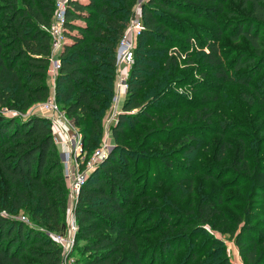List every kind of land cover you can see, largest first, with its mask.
Returning a JSON list of instances; mask_svg holds the SVG:
<instances>
[{
  "label": "trees",
  "instance_id": "16d2710c",
  "mask_svg": "<svg viewBox=\"0 0 264 264\" xmlns=\"http://www.w3.org/2000/svg\"><path fill=\"white\" fill-rule=\"evenodd\" d=\"M228 1L235 4L228 7ZM137 6L143 29L122 111L111 128L115 147L79 191L73 209L77 229L66 256L48 233L61 230L69 196L51 124L36 115L0 113V264H231L224 243L206 225L233 242L243 264H264V124L236 133L230 163L216 170L218 182L230 178L224 185L233 195L225 196L220 187L195 207L130 210L139 150L149 146V138H166L173 125L164 120L159 128L156 114L169 110L166 100L179 99L173 90L183 86L175 76L180 62L191 64L197 55L200 67L214 72L219 83L233 81L249 91L241 96L246 105H264V0H67L54 98L88 154L100 143L114 99L117 45ZM55 10L56 0H0V109L22 114L49 98ZM222 15L226 20L218 21ZM182 16L215 27H192ZM225 34L234 42L245 40L251 52L227 55L220 46ZM193 137L185 133L177 142L191 143ZM232 147L221 143L217 161ZM20 211L46 230L14 218ZM141 222L150 225L140 229Z\"/></svg>",
  "mask_w": 264,
  "mask_h": 264
},
{
  "label": "rangeland",
  "instance_id": "374dc122",
  "mask_svg": "<svg viewBox=\"0 0 264 264\" xmlns=\"http://www.w3.org/2000/svg\"><path fill=\"white\" fill-rule=\"evenodd\" d=\"M233 4L235 3L228 1L227 6L231 7ZM235 7L237 9L238 5ZM180 20L187 24L189 23L192 27L206 30H212L215 27V25L204 19H195L191 16H182ZM224 20H226V17L222 15L218 21ZM220 46L227 55L233 52H251L245 40L241 39L238 42H234L229 39L227 34L223 35ZM192 59L193 62L191 64L180 62L177 70H175L176 78H179V81L183 79L182 88L173 90L176 91L174 93L178 95L179 99L173 100L170 98L166 100L165 107L169 110L156 114L158 127L160 122L164 120H169L173 124L169 129L165 130L168 133L167 137L160 140L149 138V146L144 150H139V152L143 153V156L139 157V161L134 167L136 169L135 193L137 194L133 200V207L130 208L131 212L136 211L140 205L148 208L175 205L179 206L180 209H184L189 205L195 207L202 196L213 198L220 191L219 188L222 187L221 189H224V183L230 180V178L220 179L221 181L218 182L216 170L230 163L234 148L237 145L236 141H234L236 133H240L242 129L247 127L256 129L264 124V105L256 104L254 107H249L242 101V94L249 92L245 87L237 85L233 81L219 83L215 78L214 72H211L206 67H200V62L197 63V59H199L197 55ZM38 104L31 106L21 115H33L35 110L33 108ZM0 113L5 116L20 114L14 109L5 107L0 109ZM145 127L146 130L156 128L155 124ZM53 130L54 128L52 132ZM104 132L103 128L100 143L92 153L88 154L84 151L85 161L93 155L94 151L100 149L104 141L109 142L108 145L111 146L109 150L115 147L113 135H106L105 137ZM185 133L194 136L193 142L179 145L180 143L177 141L184 137ZM135 134L140 135L141 131ZM130 138L131 135L129 136ZM127 141L130 146L134 147V150L137 149L135 142L132 143L126 140L124 143L126 144ZM221 143H230L233 145V149L228 150V156L225 160L217 161ZM190 144L193 147L191 153L187 152ZM144 157L145 159H143ZM164 162L170 163L172 167L170 169L166 168ZM83 163H79L78 169L73 171L75 175L86 172L85 164ZM61 166L62 174L65 177V166L63 164ZM68 192L70 195L69 190ZM223 194L231 196L234 194V190L225 188ZM140 195H143V197L139 198ZM73 197L75 199V195ZM71 207L72 203L68 196L66 218L61 230L48 231L52 238L65 240L69 234L71 237L72 234L74 235L76 224L73 214L70 221ZM13 217L38 229L46 230L39 224H32L24 212L20 211L14 214ZM142 223L140 224V229L150 225L143 226ZM204 229L209 235L224 243L225 252L228 255V245L231 243L228 237L213 231L209 225L204 226ZM144 239L150 242L154 241L155 238L148 237ZM68 252L69 250L66 251L64 256ZM30 261L37 263L35 260ZM64 264H67V262Z\"/></svg>",
  "mask_w": 264,
  "mask_h": 264
},
{
  "label": "built area",
  "instance_id": "2783aa9c",
  "mask_svg": "<svg viewBox=\"0 0 264 264\" xmlns=\"http://www.w3.org/2000/svg\"><path fill=\"white\" fill-rule=\"evenodd\" d=\"M67 0H57L55 15L49 28L51 35V49L49 58L48 77L55 80L56 73L59 70V54L63 44L62 28L64 24V8ZM143 29L140 8L137 6L134 10L133 17L130 19L127 27L124 30L123 36L121 37L117 45V69H116V80L114 87V99L109 108V114L103 120L104 136L111 135V128L117 122L118 115L121 113L122 108L120 107L121 101L126 98L128 90V77L131 66L133 65V53L136 47V41L138 36L141 34ZM33 109V115L40 116L49 120L51 128L53 130V139L55 146L59 149H64L69 154L68 162L64 164L66 169V175L63 178L70 191L69 200L72 203L70 221L73 214L74 204L78 197L79 191L85 182L86 177L92 172L108 155L111 147L109 142L104 141L100 149L94 151L93 155L85 161L82 137L78 129L73 123L67 119L64 112L61 110L59 105L56 103L54 95L49 96L47 100L38 104ZM8 116V115H7ZM22 118L30 116H22L21 114L14 115ZM109 140V139H107ZM85 164L86 172L75 175L74 170L78 169L79 163ZM75 195V199L74 196ZM70 229V228H69ZM74 228V234L76 231ZM72 237L69 234L68 238L61 240L60 238H53L62 248L63 254L70 250L73 244Z\"/></svg>",
  "mask_w": 264,
  "mask_h": 264
},
{
  "label": "crops",
  "instance_id": "0c3cea01",
  "mask_svg": "<svg viewBox=\"0 0 264 264\" xmlns=\"http://www.w3.org/2000/svg\"><path fill=\"white\" fill-rule=\"evenodd\" d=\"M142 1H144V0H142ZM54 82H55L54 79H52V78H51V79L48 78L47 84H48V86H49L50 89H51V90H50V94H51V95H54ZM123 102H124V101H121V103H120V107H121V108L123 107ZM109 112H110L109 110L106 112L104 118H106V116L109 114ZM56 148H57V151H58V155H59V157H60L61 164L64 165L65 163L68 162L69 154H68L67 151L64 150V149H59L57 146H56ZM228 251H229L228 257H229V259H230L231 264H243V262H242V260H241V258H240V256H239L238 250H237V248L235 247V245L233 244V242H231V243L228 245Z\"/></svg>",
  "mask_w": 264,
  "mask_h": 264
}]
</instances>
